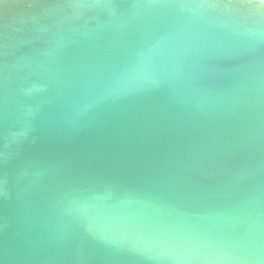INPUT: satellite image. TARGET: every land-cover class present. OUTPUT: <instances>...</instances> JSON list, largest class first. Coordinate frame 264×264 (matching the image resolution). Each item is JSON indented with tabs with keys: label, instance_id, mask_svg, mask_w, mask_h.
<instances>
[{
	"label": "water",
	"instance_id": "water-1",
	"mask_svg": "<svg viewBox=\"0 0 264 264\" xmlns=\"http://www.w3.org/2000/svg\"><path fill=\"white\" fill-rule=\"evenodd\" d=\"M0 264H264V0H0Z\"/></svg>",
	"mask_w": 264,
	"mask_h": 264
}]
</instances>
